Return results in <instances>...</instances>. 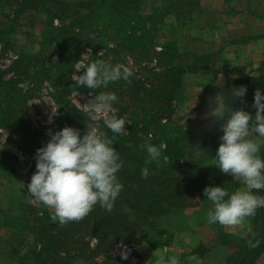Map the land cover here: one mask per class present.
<instances>
[{
    "label": "trees",
    "instance_id": "obj_1",
    "mask_svg": "<svg viewBox=\"0 0 264 264\" xmlns=\"http://www.w3.org/2000/svg\"><path fill=\"white\" fill-rule=\"evenodd\" d=\"M147 1L20 0L17 14L28 9L42 10L47 14L48 28L39 42V51L20 53L7 69L0 67V135L1 128L7 130L12 138L17 139L19 147L30 154L31 171H36L34 157L42 146L27 105L35 87L48 82L53 99L61 105V120L68 126L79 128L82 134L87 125L104 128L103 120L92 119L73 104L70 99L73 91L98 94L109 89L118 97L114 105L120 110L119 115L125 116L129 122L125 125L127 131L124 134H113L104 128L113 137L114 147L123 161L118 176L124 187L112 210L107 211L96 204L82 219L61 224L58 220H51L54 210L42 202L18 201L22 206L20 210L24 211L23 218L8 224L14 232H23L21 236L25 237L12 247V255L20 264H73L78 258L93 260L97 255L114 259L118 242L128 245L133 256H137L136 250L130 246L140 241L141 234L146 235L153 230L155 220L170 211L190 206L209 185L224 186L229 192L243 185L240 178L219 174L215 170L219 168L215 153L220 144L217 136L223 121H219L212 131L201 129L199 132H192L174 122L172 101L175 91L184 83V75L187 72L211 71L216 79L219 71L211 70L209 63H205L199 54H194L189 61L179 60L181 51L175 40L157 46L167 10L155 6L145 12ZM182 4L197 11L190 0H184ZM4 31L5 28L1 27L0 35ZM156 46L161 49L157 51ZM102 47L115 54L113 63L119 61L118 56L123 52L135 57H149L154 52L158 65L155 68L142 67L144 79L132 75L95 89L77 85L73 73L82 59L83 50L90 48L91 51L89 59L84 61L87 64L96 59L105 60L106 55L99 51ZM149 73L151 77L152 73L156 75V81L147 79ZM151 82H155L153 89L149 88ZM159 85H162L160 90ZM240 85L250 86L254 93L257 89L264 91V73L218 83L216 92L229 93L233 86ZM253 101L254 95L249 99L229 96L227 105L231 109L244 108L253 114ZM146 142L156 145L164 142L166 145L160 157L151 163H146ZM261 154L264 155V148ZM0 166L10 173L21 168L17 155L1 147ZM144 167L150 169L147 177L141 175ZM259 191L264 195V190ZM204 198L212 204L206 196ZM245 221L242 234H230L222 228L219 231L216 243L236 248L226 258L227 264H254L264 253V208L257 209ZM93 239L96 240L94 247ZM210 246L201 242L191 254L202 262Z\"/></svg>",
    "mask_w": 264,
    "mask_h": 264
},
{
    "label": "rangeland",
    "instance_id": "obj_2",
    "mask_svg": "<svg viewBox=\"0 0 264 264\" xmlns=\"http://www.w3.org/2000/svg\"><path fill=\"white\" fill-rule=\"evenodd\" d=\"M183 1L184 0H148L145 3V12L151 11L155 6L167 10L164 23H161L160 34L156 41V45L160 46L168 40H175L180 46L181 53L178 58L179 60L189 61L193 59L194 54H199L203 56L204 62L208 63L209 60L215 58V54L208 52L207 48L204 46L200 45L199 47H195L190 43L191 37L196 38L197 34L202 33L201 29H199V17L197 16L199 0H190V4L197 10L196 12L192 11L190 8L184 7L182 4ZM237 1L238 0H227L229 4ZM241 2L242 0L239 1V3ZM19 7L20 0H0V28H5V33L0 35V38H2L0 42V67L2 69H7L11 61L20 53L39 51V42L43 33L48 28V24L46 23L47 14L42 10L28 9L19 15L17 14ZM8 39H10V41H8ZM3 43L8 44L5 45ZM157 46L156 49L158 51L161 48H157ZM99 51L103 55H106H104L106 62L129 67L132 70V74L129 77L133 75L132 77L134 78L144 79L142 76L144 72L142 67L149 66L155 68L158 65L154 52L149 57L144 55L135 57L123 52L118 56L119 61L113 63L115 54L112 51L104 47L99 49ZM90 53V48L84 49L82 52V59L79 62L88 60ZM82 72L83 69L76 70L75 68L73 74H80ZM217 78L212 85L207 87L208 89L205 91V94L211 91H217L216 85L219 83ZM147 79L156 81V75L152 73L151 77L149 73ZM183 84L175 91L172 101L174 111L173 120L175 123L183 125L192 132H199L209 125L207 124L205 127H200V124L198 125L197 122L195 123L197 120L205 119L196 117L194 116L195 114H192L194 105L199 98L195 102L192 101L193 104L190 103L187 105L186 99L190 97L189 93L192 94L193 91L186 92L183 90L182 87H185ZM161 87L162 85L158 86L159 90ZM249 87L250 86H247V92L245 96H243L244 99H249L255 94L254 90L250 91L251 89H249ZM149 88H155V82H151ZM51 91L52 88L50 84L45 82L43 86L39 85L35 87L34 95L27 101V105L29 106L28 113L32 120L33 128L39 136L42 146L50 139V133L68 126L61 120V105L55 102ZM101 92L111 91L109 89H104ZM98 94L77 90L70 94V99L73 104L83 109L92 117L93 114L90 112L88 106H86V103ZM205 94H203L202 97L203 104L205 103L206 97H208ZM162 105L163 103L161 102V106ZM113 106L116 109L117 115H119L120 110L114 105V102ZM238 109L240 108H233V110ZM255 112L256 109L253 111L252 115H255ZM209 116L210 118L208 119L213 120L212 116ZM103 118V113H100L95 115L94 120H103ZM225 119L226 117H223L220 121L224 122ZM207 122H209V120ZM223 122L221 123L223 124ZM222 134L220 130L217 136L220 143L222 142L220 139ZM0 147L16 154L21 164V168L15 173H10L6 170L4 172L0 171V225L2 223L4 225V227L0 226V264H20L17 258L12 255V247L15 242L20 243L25 237L21 236L23 232H14V230L9 227L8 223L18 218L21 221L23 218L24 211L20 210L22 206L21 204L18 205V201L34 204L41 202L33 199L31 194L27 192V184L30 182L31 176L34 173L31 171L32 159L30 154L21 149L17 144V139L15 137L12 138L9 132L3 128H1ZM215 170L219 174L225 173L222 172L220 168H216ZM225 175L233 176L231 173H225ZM204 196V194H198L190 206L185 209L170 211L161 219L155 220L156 223L154 222L155 225L153 230H150L146 235L144 233L141 234L140 241L130 246L136 250L135 254L137 256H133L128 245L123 242H118L115 244L113 253L114 259L105 257L104 255H97L93 260L78 258L73 264H147L153 256H164L165 259H167V257L172 255L177 257L178 264H189L188 257L192 256L191 251L204 241L209 246H212H210V250L201 264H227L226 258L232 254L236 248L234 245L216 243L219 239V231L222 228L225 232L230 234L242 233L245 230V221L241 225H222L219 223L215 226V223H209L206 211L209 210V205L212 206V204L207 202ZM206 207L208 208L206 209ZM6 225H8V227ZM18 225L20 226L19 222ZM95 242L96 240L93 239V247L95 246ZM125 252H127L126 259L123 256ZM259 256L254 264H257Z\"/></svg>",
    "mask_w": 264,
    "mask_h": 264
},
{
    "label": "clouds",
    "instance_id": "obj_3",
    "mask_svg": "<svg viewBox=\"0 0 264 264\" xmlns=\"http://www.w3.org/2000/svg\"><path fill=\"white\" fill-rule=\"evenodd\" d=\"M73 74L77 85L89 89L106 86L111 81L128 79L132 74L129 67L111 64L103 59L84 64L78 62ZM246 85L233 86L229 93L220 92L215 97L210 115L214 118L226 117L221 125V143L215 153L216 166L222 172L240 178L243 187L229 192L224 186L205 187L204 194L212 202L208 210V222L222 225H241L247 217L253 216L257 209L264 208V91L257 89L253 106L255 116L240 108L233 110L227 105L229 96L243 97ZM118 101L114 92H101L92 97L86 106L93 114L103 113L104 128L113 134L127 131L125 116L117 115L113 102ZM96 125H87L82 134L79 128L65 126L50 133V139L36 150V171L27 184V192L33 199L42 202L54 211L51 220L67 223L85 217L99 204L111 211L124 185L118 173L123 161L114 147L113 137ZM146 163L157 160L166 147L146 142ZM150 169L144 167L141 175L147 177ZM127 258V252L123 253ZM189 264H201L198 256L188 257ZM147 264H178L175 255L153 256Z\"/></svg>",
    "mask_w": 264,
    "mask_h": 264
},
{
    "label": "crops",
    "instance_id": "obj_4",
    "mask_svg": "<svg viewBox=\"0 0 264 264\" xmlns=\"http://www.w3.org/2000/svg\"><path fill=\"white\" fill-rule=\"evenodd\" d=\"M239 1L230 4L227 0H199L198 2L197 16L202 33L197 34L196 38L191 37L190 43L195 47L204 46L208 52L215 54V58L208 63L211 70L218 69L217 80L220 84L248 75L264 73V0H242L241 3ZM214 80L215 77L211 71L187 72L184 75L185 87H182L186 92L193 91L186 99L187 105L193 104L192 101L195 102L199 98L192 114L205 118L195 123L200 124V127L208 124L209 126L204 128L207 131L216 129L218 121L221 120L214 117H212L213 120L208 119L219 92L211 91L210 94H205V91L214 83ZM203 94L208 96L204 104ZM0 171L4 172L5 169L0 166ZM0 226L4 227L3 223ZM257 264H264V253L259 256Z\"/></svg>",
    "mask_w": 264,
    "mask_h": 264
}]
</instances>
